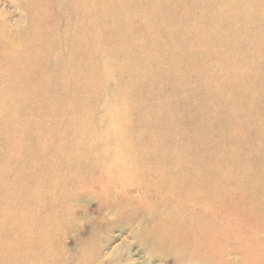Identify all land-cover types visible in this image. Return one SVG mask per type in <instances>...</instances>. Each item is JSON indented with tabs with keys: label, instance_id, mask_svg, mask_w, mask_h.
<instances>
[{
	"label": "rangeland",
	"instance_id": "374dc122",
	"mask_svg": "<svg viewBox=\"0 0 264 264\" xmlns=\"http://www.w3.org/2000/svg\"><path fill=\"white\" fill-rule=\"evenodd\" d=\"M29 2L31 0H0L1 27L5 26L11 35L26 28V13L19 5ZM176 6L167 4L160 9L142 5L137 13H129L128 18L139 23L129 31L124 30L122 20L111 19L110 25L115 28L109 32L108 49L106 53L101 51L93 56V83L88 87H60L51 83L50 87H45L44 80L42 84L39 80L35 84L34 80L31 84L24 83L22 80L29 77L30 69L11 68L8 63L13 59L0 54V75L4 74L2 78L0 76V264H36L32 260L37 251L30 245L31 232L35 228H45L49 214L42 210L47 202L44 196L54 188L43 185V189H36L34 183L47 182V178L57 180L59 187L53 192L59 195L66 184L64 177L68 172L74 175L75 171L79 179L75 180L73 188L79 187L80 197L73 203L71 222L63 227L60 221L55 222L56 227L60 226L55 229L58 245L54 242L51 251L55 264L68 262L59 261L57 253L62 248L70 257L79 254L81 242L87 236L91 241L92 264H253L256 228L248 226V229L238 219L234 220V233L221 232L220 239L212 243L214 251L206 250L202 241L194 237L198 231L192 230L193 226L197 230L201 227V220L180 210L178 206L182 201L171 192L161 195L164 198L166 194L174 196L177 204L173 206L147 194L148 180L152 181L153 177L141 175L140 168L143 160L163 159L165 155L162 154L168 155L173 148L176 153L172 150L170 154L176 157L171 156L175 161H185V165L200 168V171L205 170L208 161L221 170L224 166L234 168L237 163L242 168L239 171L233 169L237 172L231 173L232 176H243L250 171V176L244 175L243 179L264 180V168L253 166L255 162L264 164V18L253 28L248 26L249 14L257 17V9L264 11V0H257L249 14L246 11L241 15L238 11L228 12L225 8L229 6L222 3L215 8L201 2L193 4L198 13L207 16L206 28L198 33L190 32L194 22L188 17L176 15ZM217 13H224L226 19H215ZM230 13L233 14L229 16ZM192 19L198 20L196 16ZM211 20L217 22L212 26ZM136 28L137 31H133ZM154 28L156 31H148ZM121 39L125 41L121 42ZM245 40L249 44L251 41L252 47ZM227 65L236 69L234 78L218 75L229 68ZM53 72L58 73L52 71L48 75L52 73L57 77ZM63 74L64 77L70 75L69 71ZM12 79L16 81L12 82ZM61 94L75 95L78 100L69 104L56 101L55 97ZM46 142L49 147L42 148ZM156 148L158 151L155 152ZM65 151L69 154L88 151L100 160L109 155L111 166H105L103 162L95 163L97 166L94 167L93 161L88 159L77 168L52 160L51 168L47 165L48 171L41 172L42 179L41 175L36 176V181L30 182L33 185L28 184L26 189L20 190L21 193L28 192L29 196L21 198L18 192L34 171L33 160L44 164L43 160L48 156L53 158L58 152ZM226 157L228 161L233 160L225 161ZM115 163H120V171L135 170L130 175L131 181H138L144 190L130 192L131 200L118 203L114 199L106 205L107 198L119 195L116 190L107 196L94 188L88 189L90 185L83 187L81 184L87 179L88 171L98 178L105 172L113 174L115 171L111 168L116 166ZM19 180H23L22 186L14 184ZM57 215L60 218V212ZM218 217L233 221V216L225 212ZM168 221L183 227L159 234L158 229ZM229 234L238 235V238H230L233 235ZM241 235L247 236V240L239 238Z\"/></svg>",
	"mask_w": 264,
	"mask_h": 264
},
{
	"label": "bare ground",
	"instance_id": "6f19581e",
	"mask_svg": "<svg viewBox=\"0 0 264 264\" xmlns=\"http://www.w3.org/2000/svg\"><path fill=\"white\" fill-rule=\"evenodd\" d=\"M165 1H158V0H31V2L26 3V5H24L25 7L23 5H19V8H21L26 13V16L24 17L27 21V24H26V28L22 29L23 31H21L20 29L19 30L15 29L19 32L13 33L11 35L10 33L7 32L5 26L1 27V23H0V27H1L0 28V54H4L6 55L7 58L13 59V62H11L12 61L11 60L10 63H8V65H11L10 66L11 68L12 66L13 67L21 66V67L30 69V74L28 73L29 77L24 78V80H22L24 83L31 84V82L34 80V84H35L39 80L41 81L40 84H42L44 80L46 84L45 87L51 83L52 85L54 84L53 86L57 85V86L62 87L66 85H71L75 87L84 88L86 86L88 87L89 84L93 83L92 81L93 78L91 75L92 66L93 64H95V62L93 61V56L96 53H101V51L102 53L103 52L106 53L108 49L107 44L109 43V39H110L109 32H111V30L115 28L114 25L112 26L110 25L111 19H114L117 17L118 21L122 20L124 30L129 31L130 29L135 28V25L137 24L135 20H130L128 18L129 13H134V14L137 13L139 8L142 5H150L151 8H153L154 6H158V8L163 9L165 5L172 4V5H177L176 8L178 10H177L176 15H178V17H182V18L188 17L187 19L192 21V23L194 22L193 28L190 32L198 33L203 28H206V23H204V21L207 16H203V13L201 12L198 13L196 11L195 6H193V4L197 2H201V4L205 6L215 8V6L222 3V4H225V6H229L228 9L225 8V10H227L228 12L234 13L238 11V12H241L240 13L241 15V14H244L246 11H247L246 14H249V12H251L250 7H255L257 0H197L196 2H191V1L189 2L185 0H165ZM233 13H230L229 16L232 15ZM249 15H250V18H249L248 26L253 28L255 24L257 23V21L264 18V11L257 9V17L252 16V14H249ZM193 16L194 18L195 16L197 17L198 19L197 22H195L192 19ZM215 19L219 21H224L226 19V15L224 13H217L215 15ZM215 22L217 21L211 20L209 23H212V26H213V23L215 24ZM23 24H24V21H23ZM137 25H139V23ZM197 29L199 30L196 31ZM10 31L12 30H9V32ZM133 31H137V28L134 29ZM148 31H156V30L154 28L153 30L151 29ZM204 32H207V31L205 30ZM213 37L215 36L213 35ZM215 40L217 41V39ZM123 41L125 40L121 39V42ZM244 42L246 43L247 41L245 40ZM248 45L252 47V42L250 41V44L248 43ZM132 48L133 47H131V49ZM243 48H244V45H243ZM200 49H202V47ZM202 54H204V52ZM224 55L225 54L221 55V57H223ZM224 66H222V68ZM119 68H120V65H119ZM4 69H7V68L4 67ZM49 70L50 72L52 71H57L58 73L60 72V75L58 73L53 72L54 74H57L58 76L54 77V75H52L51 73V75L53 76L52 77L51 75H48L50 74ZM105 70H103V72H105ZM68 71L70 75L64 77L65 74H63V72H67L68 74ZM47 72L49 73L47 74ZM122 72L123 71H121L120 73ZM235 72H236L235 68L229 67V68H225L221 70L218 73V75L234 78ZM244 74L245 73L243 72V75ZM1 75H4V74L2 73ZM103 75L105 74L103 73ZM6 79L7 78H4V80ZM9 80H10V76H9ZM260 80H263V78H261ZM11 81L14 82L16 80L12 79ZM56 82H59V83H56ZM262 82H264V80ZM22 84L23 83H21L20 86H22ZM38 89H40V87ZM55 98H56L55 99L56 101L59 100L58 102H61V103L68 102V104L70 101L78 100V99H75V95H70V94H67V95L61 94L60 96H57ZM73 106H75V104ZM232 133H236V132H232ZM232 133L230 135H232ZM153 138L152 140L155 139ZM149 139L151 138L149 137ZM45 144H43L41 147L42 148L49 147L47 142ZM168 149H170L169 146H168ZM61 150H58V151L61 152ZM65 150L67 151V149ZM172 150L174 152L173 154H175L176 152L173 148L169 150L168 155L162 154L161 152L160 153L157 152V154L165 155L166 157L163 156L165 159L161 155L163 159L161 158L157 160L154 159V161L153 160L152 161L143 160V165L141 164V168H140L141 175L143 174L144 177H148V176L153 177V179L150 177L152 181L148 180L150 185L147 188L148 189L147 194H149L150 196L154 197L157 200H160L161 202L163 201L166 204H171V206L177 204V202H175V200L173 199L174 196H177L180 202L182 201L181 206H178V208H180V210L186 211V213L189 214V216H192L193 218L198 217L201 220L200 222L201 227H199V229L197 230L196 227L193 226L192 230H194V232L198 231L197 233H195L194 237L199 242L200 240L202 241L200 243H202L205 246L206 250L214 251L212 249L213 248L212 243L220 239L219 235L221 234V232L222 233L224 232L225 234L234 233L233 223H235L237 219L240 221V224H242L246 228H248V226L256 228L255 229L256 233L254 234L255 235L254 246H253V251H252L254 256L252 255L253 260L251 261L253 264H264V180L261 178H253V180L243 179L244 175L246 177L250 176V171L245 173L243 176H232L231 173L237 172L235 170H234L235 172H233L232 171L233 169H238L239 171L240 168H242V167H239L237 163H235L236 167L234 168L232 167V165L229 167L224 166V170L222 169L223 170L222 171L221 169L218 168V166H216V164H215L216 166V169H215L214 165L212 163L210 164V162L208 161L209 164L205 168V170L200 171V168L197 169L187 164L185 165L184 164L185 161L183 163H181V160L180 162L175 161V159L171 157L173 154L172 155L170 154ZM66 151L65 153L58 152L57 155L54 156L53 158L48 156V158H45L44 160L42 159L44 164H42V161L40 160H36V159L33 160L32 166L34 167V171L32 172V174H29L27 176L26 181L23 182V180L25 179L24 178L22 181H20L21 180L20 179L17 183H14L15 185H19L21 182L24 183V184L21 183L23 186L20 184V186L22 187L19 189V192H18L21 198L25 197L24 199H26L29 196L27 194L28 192L21 193L20 190L22 191L24 187H25L24 189H26L28 187V184L33 185V183H30V182H35L36 176L40 177L41 175V179H42L41 172L48 171V168L50 167L49 164L52 162V160H55L56 164H59V165H63V164L67 166L74 165L77 168L85 160L88 162V159L89 161H93L94 167L97 166L95 163L100 164L103 162L106 163L105 166L107 164H108L107 166H111V163H109L110 158L107 157L109 155L105 157H101V160H100V158L95 157L94 155L95 153L93 154L88 151H80L77 153L74 152L71 154L67 153ZM153 151L152 152L150 151V152L153 153ZM156 151H158L157 148L155 152ZM179 152L181 151L179 150ZM153 154L155 155V153ZM148 156L147 158L150 157ZM167 156L169 157L167 158ZM209 156L210 155H208V157ZM30 157H32V155H30ZM173 157L175 156L173 155ZM227 158L228 157H226L225 161L227 160ZM230 160H233V158ZM187 163H188V160H187ZM115 164L116 166L114 165L113 166L114 168L113 167L111 168L112 170L115 171L113 174L110 173V175H108L107 172L103 171V173L105 172V175L99 178L96 177V175H94V173H92L91 171L90 172L88 171V174L86 177L87 179H84L85 181H83L81 184L83 185V187L90 185L87 187L88 189L94 188L95 190H98L99 192L106 193L107 196H109L111 193L113 194L114 191L116 190L119 195L111 197L109 198V200L107 198L106 205H108V203L110 202L112 203L114 199L117 200L118 203L124 201L125 199L126 200L128 198L130 199L129 193L130 192L132 193V191L143 192L144 190V188H141V186H139L140 184H138V181L137 182L131 181L132 179L130 178V175H133L136 172L135 170L133 171L126 170L124 169V166L122 164L124 171L123 170L120 171L119 170L121 168L120 163H115ZM47 165L49 167H47ZM253 166L255 167V169L264 168V164H261L259 162H255ZM253 166H251V169L253 168ZM106 170L108 171V169ZM54 171L56 172V170ZM38 173L39 175H37ZM56 173L60 174L59 171ZM230 174L231 176H229ZM78 176L79 175L76 171L74 175L68 172L67 175L64 177V180H65L64 182L66 184L60 190L59 195L53 192L57 190L59 187V185L57 184V180H51L50 178H47V182H46V180H44L43 178L44 181L41 182L42 184L39 183L38 181L34 183L36 186V189H43V185L48 186L49 188H52V189L54 188L52 192L51 191L49 192L48 190L49 193H45V196H44L45 200L47 201L46 202L47 204L44 203L45 201L43 202L44 206L42 210L45 211L46 213L48 212L49 214V215L46 214L48 217H46L47 224L45 228H41V229L35 228V229H32V232H31L30 245L34 246V248L37 251L33 254L32 260L36 264H55L54 259H52L53 253L51 252L53 251V247L55 246L54 242L58 245V240L55 237V233L57 230L55 229L60 227L61 225L62 227L65 225H68V223L71 222L70 214L73 211V203L77 201L80 197V194L77 192L79 187L73 188L75 184V180L77 181L79 179ZM59 184L62 187V184L61 183ZM163 192H171V194L174 196L166 194L164 198V196L161 195ZM167 196H168V199L166 198ZM169 197L172 199L171 201ZM31 199L32 198H30V201ZM23 202L22 204H24L26 201L24 203ZM101 205L104 206L105 204L103 203ZM183 207H185L186 209H184ZM191 210H193L192 213H191ZM197 211L199 212V214L197 213ZM59 212H60V218H59V215H57L59 214ZM221 212H225L226 214L232 215L233 221L228 220L230 221L228 222L226 220L219 219L218 215ZM61 214L63 216H61ZM25 215L28 216V214H25ZM23 218L26 219V216ZM59 221H60V226L56 227L55 222H59ZM15 223H17V221ZM173 223H174L173 221H168L166 225L162 224V226L158 229L159 234H162V233L166 234L167 232L169 233L173 228H179V230H181V228L183 227V226L179 227L178 224H173ZM37 224H38V220H37ZM42 224L40 226H42ZM195 225L197 226V223ZM229 235H233V236H230V238L232 237L238 238V235L237 236H235L234 234H229ZM205 236L207 237L206 240L204 239ZM239 238L245 241L247 240V236L241 235ZM204 241H207V242L205 243ZM81 245H82V251L79 252V254H77L74 257L72 256L70 257L63 248L62 250L60 249L59 252L57 253V255L59 256V261L63 260V261H68V262L58 263V264H92L94 260H93V257L90 251L91 241L88 236L81 242ZM216 251H219V250H216ZM44 260L46 262H44Z\"/></svg>",
	"mask_w": 264,
	"mask_h": 264
}]
</instances>
